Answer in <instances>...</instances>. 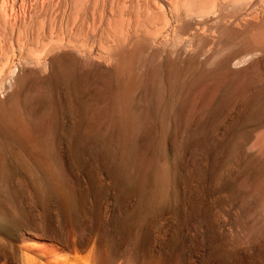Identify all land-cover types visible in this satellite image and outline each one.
<instances>
[{
	"label": "rangeland",
	"instance_id": "1",
	"mask_svg": "<svg viewBox=\"0 0 264 264\" xmlns=\"http://www.w3.org/2000/svg\"><path fill=\"white\" fill-rule=\"evenodd\" d=\"M40 241L264 264V0H0V264Z\"/></svg>",
	"mask_w": 264,
	"mask_h": 264
},
{
	"label": "bare ground",
	"instance_id": "2",
	"mask_svg": "<svg viewBox=\"0 0 264 264\" xmlns=\"http://www.w3.org/2000/svg\"><path fill=\"white\" fill-rule=\"evenodd\" d=\"M254 57V56H253ZM257 57V56H256ZM240 61V60H239ZM26 249H31L34 250V254H38V256H43L46 258V261H50L52 263V261H57L59 262V264H73L71 263L67 258H65L67 255L66 254H62L59 253L60 251H58L56 249V247L53 244H45L42 242H34L31 243L30 245H26ZM28 252V251H27ZM66 255V256H65ZM65 258L67 260H65V262H60L59 259L60 258ZM74 257V256H73ZM69 258V256H68ZM79 258V257H78ZM84 258V257H83ZM103 259V258H102ZM63 260V259H61ZM78 261V260H77ZM103 261V260H102ZM41 263V262H40ZM45 263V262H44ZM49 264V262H47ZM88 263V262H86ZM98 263V261H97ZM46 264V263H45ZM53 264V263H52ZM55 264V263H54ZM81 264V263H80ZM104 264V263H103Z\"/></svg>",
	"mask_w": 264,
	"mask_h": 264
},
{
	"label": "water",
	"instance_id": "3",
	"mask_svg": "<svg viewBox=\"0 0 264 264\" xmlns=\"http://www.w3.org/2000/svg\"><path fill=\"white\" fill-rule=\"evenodd\" d=\"M40 242H44V243H47V244H53L56 247V249L58 251H60V252H63V253L70 252V250H68L67 247H65V246H63L61 244H58V243H50L49 241H40ZM25 250L28 251V253H33L34 252V250L26 249V247H25Z\"/></svg>",
	"mask_w": 264,
	"mask_h": 264
}]
</instances>
